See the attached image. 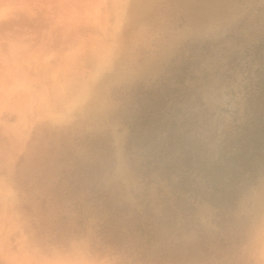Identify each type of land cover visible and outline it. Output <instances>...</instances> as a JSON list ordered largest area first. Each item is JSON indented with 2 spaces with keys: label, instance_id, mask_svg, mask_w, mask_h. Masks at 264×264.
<instances>
[{
  "label": "rangeland",
  "instance_id": "1",
  "mask_svg": "<svg viewBox=\"0 0 264 264\" xmlns=\"http://www.w3.org/2000/svg\"><path fill=\"white\" fill-rule=\"evenodd\" d=\"M0 264H264V0H0Z\"/></svg>",
  "mask_w": 264,
  "mask_h": 264
},
{
  "label": "trees",
  "instance_id": "2",
  "mask_svg": "<svg viewBox=\"0 0 264 264\" xmlns=\"http://www.w3.org/2000/svg\"><path fill=\"white\" fill-rule=\"evenodd\" d=\"M241 150H243V152L241 151V153L238 155L236 154L235 159L239 156H241V158L243 159V161L241 162L240 165H230V166H226L229 167L231 170H236L234 175L237 176L238 174H242L244 170H246L247 168L250 169L251 168V173L253 174L254 171L257 170L258 166H256L257 161L259 160L256 156L257 153H253L252 155H250L249 157H246L245 152L246 149L244 147H241ZM236 153V152H235ZM231 184L233 183V181L236 180V177H231ZM227 185V184H226ZM222 191V195L221 197H218L217 200H226V199H232V197L235 195L236 192H238V189L236 186H233V188L230 191L225 190V188L221 189ZM218 189H215L212 191V195L215 197L217 195ZM158 249H162V245H160L158 247Z\"/></svg>",
  "mask_w": 264,
  "mask_h": 264
},
{
  "label": "bare ground",
  "instance_id": "3",
  "mask_svg": "<svg viewBox=\"0 0 264 264\" xmlns=\"http://www.w3.org/2000/svg\"><path fill=\"white\" fill-rule=\"evenodd\" d=\"M126 13V14H125ZM124 15H127L128 12L127 10H125ZM127 17V16H126ZM106 67V61L101 60L98 62V70L102 72V70ZM99 83V78L97 76V78L95 80H93L92 82H89L85 89L83 90L82 94L79 97L80 101H83L85 98H87L90 95H97L98 93V84ZM86 102V101H85ZM55 109V108H54ZM59 120V119H58Z\"/></svg>",
  "mask_w": 264,
  "mask_h": 264
}]
</instances>
